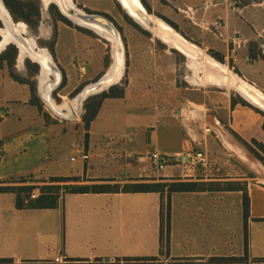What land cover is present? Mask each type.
I'll return each mask as SVG.
<instances>
[{
    "label": "crops",
    "instance_id": "1",
    "mask_svg": "<svg viewBox=\"0 0 264 264\" xmlns=\"http://www.w3.org/2000/svg\"><path fill=\"white\" fill-rule=\"evenodd\" d=\"M140 1L143 5L145 2L153 13L156 11L167 16L171 22L169 26L199 49L202 62L203 55L207 54H202L201 48L213 51V57L207 56L213 59L216 68L223 69L229 75L231 61V68L235 71L232 74L264 94V1L246 4L240 3V0ZM74 2L84 11L107 14L115 25H121L119 19L123 20V17L117 0ZM157 4L171 10L178 19L161 12ZM185 19L193 23L198 19L205 25L195 28ZM79 28L91 34L56 21L53 50L39 47L48 53L59 69L62 81L63 78L66 80L65 85L60 87L63 99L79 86L84 84L85 87L99 80L112 64V55L111 63L106 62L105 45L100 35L89 28ZM147 33L149 35L150 31ZM80 36L92 40V44L85 46L83 51ZM147 41L153 42L151 38ZM96 45L101 48L99 54L92 51ZM164 53L152 62L136 57L137 71L128 75L124 85L117 86L123 90V96L105 98L87 131L89 138L92 128V147L96 150V157L105 155V158L136 169L122 177L105 169L95 170L93 165L88 164L93 157L88 144L82 151L88 154V160H76L83 164L79 174L59 168L61 161L53 160L52 156L47 117L32 103L34 97L41 105L42 102L46 103L42 95L43 86L52 80V73L45 70L39 60L30 58L21 50L18 52V49L13 69L18 73L16 69L24 66L23 59L30 58L31 64L39 68L37 75L33 71L28 76L18 73L26 80V83H20L10 76L6 63H2L0 150L3 156L0 160V187L42 185L52 177L77 178L78 183L84 184L119 186L117 192H61L57 205L52 208H18L15 192L0 191V259L10 261L2 264H60L54 262L58 256L65 258L63 264H264V182L256 181L253 177H225L212 164L198 167L189 163L187 158L178 160L187 153H206L208 145L212 146L216 141L224 143L222 136L238 151L241 150L239 142L251 146L253 139L264 142L260 117L264 111L239 93L246 105L230 96L227 106L222 107L230 111L227 122H223L217 114L208 112L200 113L198 124L193 116L194 111L187 110L181 103L185 98L189 104H194L189 93L193 89L178 85L174 68L169 69L164 65L170 61L169 54ZM215 54L221 55L222 60ZM17 58L22 66L15 65ZM239 64L252 69L254 78L248 77ZM130 66H134L132 61ZM193 76L190 80L194 83ZM33 81L37 83L36 88ZM200 83L223 87L217 81L208 82L205 77ZM128 97H134L138 104L134 113L136 119L127 106ZM51 100L56 104L52 97ZM233 100L236 101L234 105ZM106 103L112 105L111 110H120L132 118L127 119L122 115L115 117L114 121L113 116L98 122L104 107L110 105ZM57 106L61 107L60 117L76 118L80 115L71 103ZM159 111L166 115L162 121H159ZM146 114H153V117L145 119ZM115 123L116 130L113 128ZM158 127L162 128L161 140ZM202 127L204 129L199 133L198 128ZM226 133L234 134L239 141L228 139ZM139 143L144 144L147 154L141 153ZM121 146H124L122 151L119 149ZM102 150L107 151L103 156ZM153 151L163 156V169L155 168L150 159ZM71 157L70 162H76L71 161ZM149 162L156 175L148 172ZM20 177H25L26 182H14ZM178 181L239 182L246 190L248 209L244 210V193L239 188L173 192L169 195L168 234L162 239L161 211L163 205L166 212L167 193L124 192L122 187L129 183Z\"/></svg>",
    "mask_w": 264,
    "mask_h": 264
},
{
    "label": "rangeland",
    "instance_id": "2",
    "mask_svg": "<svg viewBox=\"0 0 264 264\" xmlns=\"http://www.w3.org/2000/svg\"><path fill=\"white\" fill-rule=\"evenodd\" d=\"M264 0H240L241 3H254V2H260ZM43 2V0H42ZM72 4L79 9L80 11L85 12L82 10L79 6H77L74 2V0H71ZM44 5V3H43ZM41 3V0L39 1L40 6V20L37 27L32 28L26 24L24 28V33L27 37L34 40V43L36 47L46 48L49 51V47L53 41L54 33H55V17H54V10H50V8L47 5L43 6ZM47 6V7H46ZM50 6V4H49ZM46 7V8H45ZM157 9H159L164 14L168 15L169 17L173 19H178V17H175L173 12L169 10L168 8L160 6L157 4ZM259 9V7H256ZM263 8V7H262ZM120 14L123 17V20L119 19L121 23V27L117 26V29L121 35V41L123 45V63H124V71L125 75L121 77V79L115 84L116 86L124 85L127 81V77L132 71H137L135 67V60L137 58H145L147 61L152 62L155 57H158V55H165L164 51H166L169 56L170 60L168 63L164 64L165 67L168 66L169 69L174 68L177 76H178V85L180 87H186L188 86L189 89L192 88L193 90L189 93L192 94L194 104H189L185 98L182 99V106L185 107L187 110L194 111L193 116L195 118V122H200V113L201 115L204 113H214L217 114L221 118L223 122H227L230 117V111L228 109H223L222 107L227 106V100L231 96L234 99L239 100L241 97L239 95V92L237 89L231 85L229 82L227 85L223 87H214L207 83H200L195 84L190 80V77L193 75V71L191 69V66H189L188 60L177 50L174 48H171L169 45H165L159 38L156 37L154 32H150L149 35L146 33V29H144L141 25L134 22L137 26H133L129 21H127L124 18V15H127L126 12L119 6ZM148 11V10H147ZM148 13L152 16H155L168 25H171V22L169 21V18L167 16L162 15L160 12L153 13L152 10ZM128 16V15H127ZM129 17V16H128ZM74 26H78L77 23L71 21ZM185 22L189 24L190 26H193L195 28H201V25H205L204 22H200L198 19L191 21L190 19H185ZM17 23H22V21H19ZM24 23V22H23ZM114 23V22H113ZM25 24V23H24ZM82 27V26H79ZM148 32V31H147ZM81 40L80 48L83 51L85 46L91 45L92 40L84 38L82 36L79 37ZM151 38L153 42L149 43L147 40ZM100 39L105 45V52H106V58L109 63H111V55H112V44L111 42L107 41L105 38L100 36ZM202 54H207L209 56L213 57V51H205L204 48H201ZM94 54H99L101 51V48L99 45H96L94 50H92ZM155 51V52H154ZM50 53V52H49ZM237 53V52H236ZM19 55V54H18ZM51 55V54H50ZM130 55H132V58L130 59ZM17 56V55H16ZM143 59V60H145ZM32 59L30 58H24L22 61V64L24 62L23 68H17L19 74L24 75H30L32 71L35 73L34 75H37L39 73V68L37 67V70H35L34 66H29L28 62L30 64L32 63ZM231 60V59H230ZM18 61V63H17ZM125 61L126 62V68H125ZM132 61L134 66H130V62ZM18 64L19 66H22V64L19 63V59H16L15 65ZM150 64V63H149ZM33 65V64H32ZM229 73L230 75L234 70H232L231 65L232 62H229ZM131 69H130V67ZM163 66V64H162ZM260 66L257 65L258 68ZM239 67L242 68V71L251 78H254L252 76L253 70L248 69L245 66H242V64H239ZM255 67V68H256ZM31 71V72H30ZM253 71V72H252ZM124 74V73H123ZM236 76V75H235ZM240 79V78H239ZM184 80L190 82V84L193 83V85L187 84ZM99 81V80H97ZM96 81V82H97ZM260 81V80H259ZM264 81V78L262 79ZM92 82V84L96 83ZM201 84H203L201 86ZM264 84V83H262ZM84 85V84H83ZM37 83L36 81H33V87L36 88ZM60 87L58 86L55 88L52 93L51 97L55 101L57 105H63L66 103H71L72 100L76 99L79 95L78 93L74 95L67 96L65 99H63L61 96L63 93L60 92ZM208 90V91H206ZM78 95V96H77ZM99 95V94H97ZM94 95V96H97ZM187 96V95H186ZM71 101V102H70ZM85 103V102H84ZM55 104V105H56ZM110 104V103H106ZM43 111L47 115V121L50 126V143L52 147V156L54 159H59L61 161V165L59 168L64 169L65 172H71L73 174H79L82 171L83 164L81 161L76 162H70L71 156H80L82 154V151L84 149V146L88 144V150L93 154V157L89 160L88 164L93 165V168L95 170L99 169H105L108 172H115L117 177L127 176L132 171H136L135 168H129L125 165H122L121 162L114 160H111L110 158H105V155L107 151L102 150L101 156L104 155L102 158L96 157V150L92 147V128H91V135L88 138L86 131L83 126V122L81 120V117L84 113V105L83 109L79 116L76 118H63L58 116L55 112L49 109L46 103H43ZM112 105H107V107H104L103 112L101 114V117L98 122H101L105 117L111 118L114 116V121L116 120L115 117H122V115H125L127 119H131L132 117L130 115H127L126 113L121 112L120 110L113 111L111 110ZM127 106L131 109V112H133V118L136 119V114H134L137 110L138 104L134 97H128L127 98ZM221 107V108H220ZM158 114H160V120L162 121L166 116L164 112L159 111ZM132 115V114H131ZM123 117V118H124ZM153 117V114H146L145 119H150ZM262 119V122L264 123V115L260 116ZM167 120V118L165 119ZM232 120V117H231ZM161 124V123H160ZM159 124V126H160ZM199 124V123H198ZM117 123L113 125V128L116 130ZM202 128H198L199 133L203 131ZM159 138L162 139V128L159 129ZM233 136V139L235 141H239L237 136L234 134H231ZM139 147L142 148L141 153L147 154L145 151V146L142 143H139ZM239 146L241 148L240 151H232L225 143H222L221 141H216V143L212 146L208 145L206 151V154L208 156V165L212 164V167L215 169H218L219 174L222 176L227 177H253L256 179V181H263L264 182V163L256 156V154L250 150L247 149V147L242 143L239 142ZM124 146H121L119 149L122 151ZM140 148V149H141ZM107 150V149H106ZM193 153V152H192ZM87 167V163L84 164ZM198 167H204L200 164H197ZM92 169V168H91ZM148 172L151 175H156V170L153 168V166L148 163Z\"/></svg>",
    "mask_w": 264,
    "mask_h": 264
},
{
    "label": "trees",
    "instance_id": "3",
    "mask_svg": "<svg viewBox=\"0 0 264 264\" xmlns=\"http://www.w3.org/2000/svg\"><path fill=\"white\" fill-rule=\"evenodd\" d=\"M6 8L9 10L10 14L16 21H22L26 23L28 26L35 28L39 24L40 20V8L38 0H3ZM144 6L148 11H150V7L145 3ZM50 10H54L55 21H61L69 26H74L70 20L65 18L54 5H50ZM88 13H92L87 11ZM106 16L111 21L113 19L107 14H101ZM124 18L129 21L133 26H137L130 17L124 15ZM174 27L175 25L172 24ZM1 26V22H0ZM76 29L83 30L87 33L90 31L74 26ZM138 27V26H137ZM147 33V32H146ZM148 34V33H147ZM55 41V33L53 41L49 47V49L53 50V45ZM17 55V49L14 45H9L7 49L0 54V66L3 62L6 63L10 76L20 82L26 83V80L19 76V74L13 69V63ZM219 60H222V56L215 54ZM253 57V54H252ZM107 62V58H106ZM29 66H34L35 70H37V66L35 64H30ZM36 72V71H33ZM65 78L61 83V87L65 85ZM84 85L79 86L72 95L78 93ZM123 90L117 86H113L109 88L108 91H104L97 96L89 97L84 103V113L81 117L83 122L84 129L86 131L89 130L91 122L95 119L98 110L101 106L102 101L105 98H116L122 97ZM239 101L246 105V103L239 99ZM236 101H232V105H234ZM32 103L37 106L40 112L43 111L41 103L37 98H33ZM263 114V113H262ZM44 117L47 115L43 113ZM264 128V123H263ZM252 145L243 142V144L247 147L248 150L254 152L256 156L264 163V142L257 141L253 139L251 141ZM175 162V160H173ZM14 182L24 183L26 182L25 177L17 178ZM46 184L42 185H21V186H2L0 187V191H12L16 193V206L18 208H52L57 205V200L61 195V192L64 193H98V192H117L119 191L118 185H109V184H84L78 183L79 180L77 178L71 177H52L48 181H44ZM243 191L244 193V210L248 209V197L245 189H242L239 182H149V183H129L125 184L122 187V191L124 192H158L161 195L167 193V201L164 206L166 212L161 211V227L160 234L163 239L168 234V210H169V195L173 192H186V191H206V190H232L237 189ZM128 260H140V259H128ZM147 260V259H142ZM227 260V259H220ZM10 262L6 259H0V264Z\"/></svg>",
    "mask_w": 264,
    "mask_h": 264
},
{
    "label": "bare ground",
    "instance_id": "4",
    "mask_svg": "<svg viewBox=\"0 0 264 264\" xmlns=\"http://www.w3.org/2000/svg\"><path fill=\"white\" fill-rule=\"evenodd\" d=\"M50 2L58 3L59 1L58 0H43L44 5H47ZM120 2L122 4L123 8H125V10H127L128 14L131 15L135 20H137L139 22V24H141V26H143L144 28L149 29L150 31L153 30L152 28L148 27L147 24L137 14V12H139V11L145 12L140 0H120ZM72 6H73L72 8H74L75 11L81 12L78 9H76L73 4H72ZM65 7L69 8L70 6H66L65 5ZM65 14L73 22H75L77 24H80L82 26H86L88 28H91V30H94L96 33H98V35L102 36L107 41L111 42V44H112V64H111L110 68L107 70L106 74L101 78L100 85L103 88H107L111 84H116L121 79V77L123 76V73H124V63H123L124 58H123L122 41L120 40L119 42H117L115 37L109 31L105 30L104 28H102L98 24L85 22V21H82V20L78 19L74 15H68L67 13H65ZM150 18L152 19V22H154L155 24H158V26L162 30H165V29L162 28L164 23L160 19H158L157 17L152 16V15H150ZM17 27L21 31H24L25 25L23 23H18ZM0 34H2V36H3V39H2V41L0 43V47H2V48H4V46L7 43H9V42H15L17 44L19 42H21L20 40H18V38H16L13 34H11L5 28H0ZM160 36H163L165 38H173V37L167 36L165 34H160ZM175 36L176 37L173 38V39H175L177 41L178 45L182 48L183 51L190 50L191 46L186 41H184L183 39H181L177 35H175ZM167 44L169 46H171V47H175V45L170 43V42H167ZM18 46H19V44H18ZM27 51L30 54H32L31 56L34 59L36 58V59H38L40 61V65H42L43 68H45V70H49L52 73V75H53V72H52L51 67H50V63L52 61H51L48 53L46 51H44V49L43 50H39L40 56H39V54L34 53L31 50H27ZM22 52H24L23 49H22ZM32 57H30V58H32ZM206 58L207 59H205L204 63H205V67H206V72L207 73H210L212 75V74H215L217 72L218 73L217 75L221 76V80H220L221 84L222 83L223 84H228L230 82L231 85L234 86L237 89V91L243 97H245L252 104H256V106H259V108L263 109V111H264V94H262L257 89L253 88L252 86L248 85L242 79H239L237 76L230 75L229 72H228V74L230 76H232L234 79L229 78L228 80L222 82V80H224V78L226 77V73L224 72L223 69L220 70V69L216 68L215 64L212 63L214 61H213V59L211 60V57L209 58V56H206ZM188 60L190 62L189 63L190 66L193 68V71H194V76L192 77V79H193L195 84H199L200 82H198L196 78H199L200 65L196 62V60L194 61L193 59H190V58H188ZM206 62L208 64H206ZM205 78H206V80L208 82H216L214 79L210 78L209 76H205ZM216 80L218 81V79H216ZM236 80H239L242 85L237 84ZM95 84L96 83L91 84L89 86H94ZM43 88H44V86H43ZM42 95H43V98H44L45 102L50 106L51 110L53 112H55L56 114L61 115L62 114L61 113L62 112L61 111V107H58L57 105H55L54 102L51 100V97L46 96L44 91H43ZM72 103L76 104V106L78 107L77 109H79L78 113L80 114L81 111H82L81 97L78 96L76 99L72 100Z\"/></svg>",
    "mask_w": 264,
    "mask_h": 264
},
{
    "label": "water",
    "instance_id": "5",
    "mask_svg": "<svg viewBox=\"0 0 264 264\" xmlns=\"http://www.w3.org/2000/svg\"><path fill=\"white\" fill-rule=\"evenodd\" d=\"M119 2V4L121 5V7L123 8L120 0H117ZM141 2V1H140ZM56 6H58L59 8V11L60 13L65 17L67 18L68 20L72 21L70 18H68L66 16L65 13H67L68 15H74L76 16L78 19L82 20V21H85V22H90V23H95V24H98L99 26H101L102 28H104L105 30L109 31L114 37L115 39L117 40V42H119L121 40V35L117 29V27L115 26V24L109 19L107 18L106 16H103L101 14H95V13H87V12H78V11H75L74 8L72 7H69V8H64L62 9L61 6L59 4H56L55 2H53ZM142 4V2H141ZM143 8H144V11L145 12H137V14L141 17V19L147 24L148 27L152 28V32H154V34L156 35H160V34H165L167 36H170V37H173L175 38V34H172V32H167L165 30H162L158 24H155L154 22H152V19L150 18V14L148 13L147 9L145 8V6L142 4ZM75 7V6H74ZM76 8V7H75ZM77 9V8H76ZM79 10V9H78ZM123 10L126 12V14L134 21L136 22L137 24H139V22L137 20H135L131 15L128 14L127 10H125V8H123ZM0 22H1V26L0 28H5L7 29L11 34H13L16 38H18V40H20L21 42H23L24 44H26V37H24L23 35L19 34L17 31H16V27H15V24L19 21H16L12 15L10 14L9 10L6 8L3 0H0ZM78 26H82L80 24H77ZM141 25V24H139ZM82 27H85V28H88L86 26H82ZM143 27V26H142ZM144 28V27H143ZM172 28V27H171ZM91 29V28H89ZM148 31H150L149 29L147 28H144ZM173 29V28H172ZM174 30V29H173ZM151 32V31H150ZM178 34V33H177ZM180 37H182L180 34H178ZM185 41H187L184 37H182ZM3 39V36L2 34H0V43ZM188 42V41H187ZM15 45L18 49V52L20 50L19 46L17 43L15 42H9L6 44L5 47H7L8 45ZM0 47V53L5 49ZM199 58L201 61V55L199 54ZM52 63V62H51ZM50 63V67H51V70L53 72V78L52 80H48L46 82V84H44V88H43V91L45 93L46 96L48 97H51V93L52 91L57 88L58 86H60L61 84V81H62V74L61 72L59 71V69L53 64ZM206 64H208L206 62ZM105 75V74H104ZM103 75V76H104ZM102 76V77H103ZM101 77V78H102ZM101 78L99 79V81L96 82V84L94 86H89V85H86L85 87H83L80 92L78 93L79 97H81V107L83 108V105H84V102L91 96H94V95H97V94H100L104 91H106L107 89H109L112 85L114 84H111L109 85L107 88H103L101 87L100 85V80ZM77 95V96H78ZM245 98V97H244ZM256 105V104H254ZM259 107V106H258ZM263 110V109H262ZM222 139H223V142L228 146V148H230L232 151H238V149L233 146L232 144H230L228 141H226V139L222 136ZM184 157H178V160H183Z\"/></svg>",
    "mask_w": 264,
    "mask_h": 264
},
{
    "label": "flooded vegetation",
    "instance_id": "6",
    "mask_svg": "<svg viewBox=\"0 0 264 264\" xmlns=\"http://www.w3.org/2000/svg\"><path fill=\"white\" fill-rule=\"evenodd\" d=\"M38 1H40V0H38ZM59 2L58 3H56V4H59L60 6H61V8L62 9H64L65 8V5L66 6H70V7H73L72 6V2H71V0H58ZM41 3H42V5H43V2H42V0H41ZM241 3V2H240ZM49 4L50 5H54V6H56L53 2H50V3H48V7L50 8V6H49ZM44 6V5H43ZM46 6V7H47ZM45 7V8H46ZM39 8H40V6H39ZM56 8H57V10L59 11V8H58V6H56ZM75 10V9H74ZM80 11V10H79ZM60 12V11H59ZM85 12H87V11H85ZM88 13V12H87ZM159 19V18H158ZM161 20V19H160ZM162 21V20H161ZM163 22V21H162ZM23 23V22H22ZM164 23V25L162 26V28L163 29H165L167 32H172L173 34H175V35H177V36H179L178 34H177V32L175 31V30H173L168 24H166L165 22H163ZM17 24L18 23H16L15 24V27H16V31L19 33V34H21V35H23L24 37H26V44H24V43H22V42H19L18 44H19V48H20V50L22 51V49H23V53L25 54V55H28V56H31L32 54H30L27 50H31V51H33L34 53H37V54H39V50L41 49V48H39V47H36V45H35V43H34V40H32V39H30L29 37H27L26 36V34L24 33V31H21L18 27H17ZM24 24V23H23ZM25 25H26V23H25ZM54 28H55V24H54ZM156 37L157 38H159L162 42H164V43H166L167 44V42H170V43H172V44H174L175 45V47H171V48H174V49H176V50H178V51H180V52H182L187 58H190V59H193L194 61L196 60V62L200 65V72H199V78H196L197 79V81L198 82H201V80H203V78L205 77V76H209L210 78H212V79H214L215 81H217L216 79H218V81L217 82H219V85H222V86H224V84L222 83L221 84V76L220 75H217L218 73L216 72L215 74H210V73H207L206 72V67H205V63H204V61H205V59H207L206 58V56L207 55H203L204 56V60H203V62L202 61H199L200 60V58H199V54H200V51H199V49L196 47V46H194L193 44H191V43H189V42H187L191 47H190V50H187V51H183L182 50V48L178 45V43H177V41L175 40V39H173V38H165V37H163V36H160V35H156ZM180 37V36H179ZM181 39H183L182 37H180ZM184 40V39H183ZM185 41V40H184ZM168 45V44H167ZM26 47V48H25ZM20 50H19V52H20ZM39 56H40V54H39ZM32 57V56H31ZM38 60V59H37ZM193 74H194V71H193ZM229 78H232V79H234L232 76H230V75H226V77L224 78V80H222V82L223 81H226V80H228ZM245 83H247L248 85H250V86H252L251 84H249L248 82H246L245 80H243ZM46 83V82H45ZM236 83L237 84H239V85H242L241 84V82L239 81V80H236ZM72 107L74 108V110H76L77 112H78V110L79 109H77L78 107L76 106V104H73L72 103ZM73 108H71V109H73ZM67 116H70L69 114H67ZM72 116V115H71ZM226 135H227V138L229 139V138H231V139H233V137L228 133H226Z\"/></svg>",
    "mask_w": 264,
    "mask_h": 264
},
{
    "label": "built area",
    "instance_id": "7",
    "mask_svg": "<svg viewBox=\"0 0 264 264\" xmlns=\"http://www.w3.org/2000/svg\"><path fill=\"white\" fill-rule=\"evenodd\" d=\"M2 152L0 150V160L2 159ZM89 156L87 153H82L80 155V157H71V161H76L77 159H80L82 162H86L88 160ZM188 159L189 163L192 164H200L202 166H207L208 165V156L205 152H201V151H195L192 154L187 153L186 155H184V159ZM150 159L154 162L155 168L157 169H163L164 168V158L163 156L156 151H153L150 154ZM55 263H60L63 264L66 262L65 258H62L61 256H58L54 259Z\"/></svg>",
    "mask_w": 264,
    "mask_h": 264
}]
</instances>
